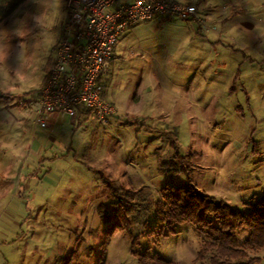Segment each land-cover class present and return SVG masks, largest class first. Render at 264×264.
Here are the masks:
<instances>
[{
	"label": "clouds",
	"instance_id": "clouds-1",
	"mask_svg": "<svg viewBox=\"0 0 264 264\" xmlns=\"http://www.w3.org/2000/svg\"><path fill=\"white\" fill-rule=\"evenodd\" d=\"M0 264H264V0H0Z\"/></svg>",
	"mask_w": 264,
	"mask_h": 264
}]
</instances>
